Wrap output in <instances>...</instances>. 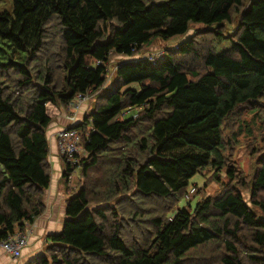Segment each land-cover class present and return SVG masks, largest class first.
<instances>
[{
    "label": "trees",
    "instance_id": "1",
    "mask_svg": "<svg viewBox=\"0 0 264 264\" xmlns=\"http://www.w3.org/2000/svg\"><path fill=\"white\" fill-rule=\"evenodd\" d=\"M12 4L0 11V238L45 210L48 105L94 92L71 125L77 162L59 154L67 182L80 167L62 228L25 264H264V218L238 187L264 211V149L249 181L229 151L245 112L248 136L264 130V0ZM235 15L236 29L212 42L197 33L155 62L138 54L190 22L221 27ZM217 35L229 47L216 51ZM112 54L125 58L105 86ZM223 168L222 188L193 204L190 179Z\"/></svg>",
    "mask_w": 264,
    "mask_h": 264
},
{
    "label": "rangeland",
    "instance_id": "2",
    "mask_svg": "<svg viewBox=\"0 0 264 264\" xmlns=\"http://www.w3.org/2000/svg\"><path fill=\"white\" fill-rule=\"evenodd\" d=\"M13 4L12 0H0V11L2 10H9L12 11ZM238 23V16L235 15L233 17L232 22H224L221 27H217L215 24L208 25L204 22H190L189 29L183 33L179 34L177 36H174L168 40H164L159 37H155L152 41L148 43L138 54L139 55H145L147 57H150L151 59L154 57L159 56L161 53H163L167 48H172L175 47L177 43H180L183 40H186L190 38L192 35L195 34H201L202 37L208 38L209 42H212L211 39L214 37V33L216 31H222L224 33H230L233 30L236 29ZM218 40L214 44V48L216 51H221L230 45V41L228 38H223L220 39V35H217ZM138 57V56H137ZM125 57L122 55H115L112 54L109 58V61L107 62L108 66V78L105 86L110 85V82L115 79V69L117 64L119 63L120 60L124 59ZM89 93H87L84 97L81 96L82 98H77L73 100L69 105L67 106H60V105H54V104H49V113L51 114L53 120L57 119V114L64 115L66 117H81L85 111L88 110L89 107H87L89 101H92L94 97V92L91 90H88ZM74 112L72 113V111ZM255 115L250 112H245L242 116V119L245 120L244 126H242L240 133L236 137L235 140L233 141V146L232 148L229 149L231 158L236 162V164L242 169V173L245 174L246 179L249 181L254 173L255 170V163L257 161V158L261 156L262 150L264 149V140H263V135H264V130L261 132L259 130L260 124H257V128L254 129L253 135L248 136L247 131L245 130L247 121H252ZM257 121L261 122V118L258 119ZM258 122V123H259ZM226 168H223L220 172H217V170H210L207 171L205 174H201L200 172L194 175L190 179L189 183V189L192 187H197L198 192L194 195V197L191 198L193 204L195 200L200 198L201 196L208 195V194H213L220 190L222 187L221 181H227L228 177L225 174ZM76 177L73 176V182H75V179L78 177L80 173V167L77 168L75 171ZM219 177L216 179V177ZM63 182L67 185V181L65 178L63 179ZM238 187L241 189V192L244 196V198L248 201V203L254 208L256 211L257 215L259 217L264 218V211L258 206L250 202V189L249 187L244 184L241 185L239 184ZM73 192H68V196L72 195ZM264 194V191L262 192ZM192 195V196H193ZM184 199L180 201V204L184 203ZM26 224L24 226L23 230H26ZM18 229V228H17Z\"/></svg>",
    "mask_w": 264,
    "mask_h": 264
},
{
    "label": "crops",
    "instance_id": "3",
    "mask_svg": "<svg viewBox=\"0 0 264 264\" xmlns=\"http://www.w3.org/2000/svg\"><path fill=\"white\" fill-rule=\"evenodd\" d=\"M76 119L77 117L72 121L69 117L57 114V119L52 120L49 125L47 135L49 140L48 156L51 164V181L49 187L44 192L45 210L33 223L26 226L25 231L28 234V244L18 259H13L0 246V264H25L32 256L44 250L47 244L45 239L46 235L61 230L63 220L66 217L65 206L67 191L65 183L63 182L65 162L59 155L55 133L61 127L74 123ZM73 176L76 177V173ZM73 176L69 177L67 184H71L74 181Z\"/></svg>",
    "mask_w": 264,
    "mask_h": 264
},
{
    "label": "built area",
    "instance_id": "4",
    "mask_svg": "<svg viewBox=\"0 0 264 264\" xmlns=\"http://www.w3.org/2000/svg\"><path fill=\"white\" fill-rule=\"evenodd\" d=\"M179 43L176 44V48ZM164 53H161L159 56L150 58L145 55H141L145 58L150 59L152 62L157 61L158 59L162 58L164 56ZM138 58V57H137ZM100 62V61H98ZM86 95V94H85ZM85 95H79V98H82L81 96ZM72 121L75 120L73 116L70 117ZM72 124L68 126L61 127L58 129L55 133L56 141H57V147L59 154L61 156H65L67 158V161L76 163L77 162V156L80 155V151L83 149L82 143H81V135L79 131L71 126ZM78 167H76L77 170ZM73 175H69V177H72ZM193 189V188H191ZM28 244V234L26 231H23L21 229H16L13 233H11L6 238H0V246L7 252L13 259H18L23 251V248Z\"/></svg>",
    "mask_w": 264,
    "mask_h": 264
}]
</instances>
